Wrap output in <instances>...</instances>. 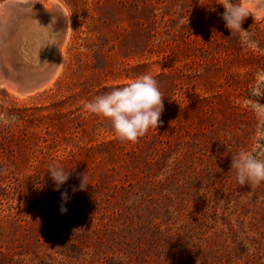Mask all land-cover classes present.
<instances>
[{
	"label": "rangeland",
	"instance_id": "obj_1",
	"mask_svg": "<svg viewBox=\"0 0 264 264\" xmlns=\"http://www.w3.org/2000/svg\"><path fill=\"white\" fill-rule=\"evenodd\" d=\"M43 1L69 31L47 88H0V264H264V183L231 170L264 157V18L244 21L249 47L222 0ZM149 72L162 126L121 141L84 104ZM54 162L71 171L59 191Z\"/></svg>",
	"mask_w": 264,
	"mask_h": 264
},
{
	"label": "clouds",
	"instance_id": "obj_2",
	"mask_svg": "<svg viewBox=\"0 0 264 264\" xmlns=\"http://www.w3.org/2000/svg\"><path fill=\"white\" fill-rule=\"evenodd\" d=\"M224 8L221 19L231 36L237 34L249 47H256L249 30L242 25L252 17L255 21L264 18V0H222ZM164 95L157 80L149 73L136 77L131 82L117 86L103 95H97L85 102L84 108L93 115L101 116L110 122L118 139L135 143L150 128L162 126L161 116L164 112ZM258 113L264 117V104L256 102ZM264 135V131L261 132ZM236 171V181L240 185L259 186L264 183V157L258 152L241 150L231 157V170ZM230 170V171H231ZM48 174L59 191L70 178L71 171L59 163L49 165ZM87 187L86 173L82 175L79 188L73 186V192L83 191ZM68 193H61V200L67 202ZM66 212V208H61Z\"/></svg>",
	"mask_w": 264,
	"mask_h": 264
},
{
	"label": "water",
	"instance_id": "obj_3",
	"mask_svg": "<svg viewBox=\"0 0 264 264\" xmlns=\"http://www.w3.org/2000/svg\"><path fill=\"white\" fill-rule=\"evenodd\" d=\"M0 87L21 95L48 85L61 62L69 22L65 11L38 0L9 1L0 8Z\"/></svg>",
	"mask_w": 264,
	"mask_h": 264
},
{
	"label": "bare ground",
	"instance_id": "obj_4",
	"mask_svg": "<svg viewBox=\"0 0 264 264\" xmlns=\"http://www.w3.org/2000/svg\"><path fill=\"white\" fill-rule=\"evenodd\" d=\"M52 4H55V2H54V1H43V7H44L45 9L50 8ZM62 48H63V46L61 47V62H60V66H59V69H58V70H60V67H61V64H62ZM50 84H51V83H50ZM50 84H49V85H50ZM49 85H47V87H48ZM47 87H46V88H47ZM0 88H4V89H6L9 93H11V94H13V95H15V96H21V97H22V95L19 94L18 92H16L14 89H11V88H8V87H5V86H1Z\"/></svg>",
	"mask_w": 264,
	"mask_h": 264
}]
</instances>
